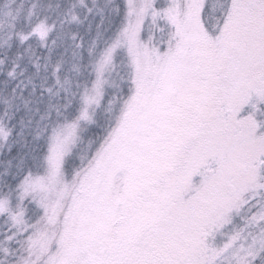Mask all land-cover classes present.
<instances>
[{"label": "snow or ice", "instance_id": "1", "mask_svg": "<svg viewBox=\"0 0 264 264\" xmlns=\"http://www.w3.org/2000/svg\"><path fill=\"white\" fill-rule=\"evenodd\" d=\"M0 264H264V0H0Z\"/></svg>", "mask_w": 264, "mask_h": 264}]
</instances>
